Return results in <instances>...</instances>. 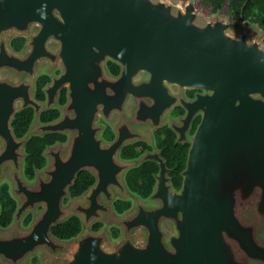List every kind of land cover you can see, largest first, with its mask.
I'll return each mask as SVG.
<instances>
[{
	"label": "water",
	"instance_id": "obj_1",
	"mask_svg": "<svg viewBox=\"0 0 264 264\" xmlns=\"http://www.w3.org/2000/svg\"><path fill=\"white\" fill-rule=\"evenodd\" d=\"M232 19L204 14L196 0H0V180L10 168L19 201L17 226L0 232V264H26L42 251L47 264H264V36L232 32ZM12 35L28 39L14 54ZM119 77L110 76L109 62ZM56 69L36 99L40 68ZM67 89V103L59 96ZM186 91H197L188 100ZM175 107L186 111L171 124L178 142L191 137L180 190L159 151L126 162L128 144L153 142ZM32 108L35 122L17 140L15 117ZM59 108L58 120L42 124V113ZM100 116L116 139L106 143ZM69 135L49 148L48 167L30 184L24 177L30 136ZM159 166L149 201L130 192L125 177L141 163ZM96 183L64 206L83 172ZM104 197V200L101 198ZM134 198L117 216L114 204ZM36 214L29 230L19 227ZM78 217L83 232L60 241L52 229ZM122 230L112 244L107 229Z\"/></svg>",
	"mask_w": 264,
	"mask_h": 264
},
{
	"label": "trees",
	"instance_id": "obj_2",
	"mask_svg": "<svg viewBox=\"0 0 264 264\" xmlns=\"http://www.w3.org/2000/svg\"><path fill=\"white\" fill-rule=\"evenodd\" d=\"M207 4L214 14L220 12L228 6L229 13L235 21H253L264 32V0H202ZM26 40L18 39L13 41V48L21 51L24 48ZM108 70L110 74L117 76L120 68L114 63H109ZM50 82V77L42 75L38 78L36 84V97L39 101H45L44 88ZM67 90L64 89L59 96V106L62 107L67 103ZM193 91L187 93L188 97H194ZM182 114L183 111H180ZM60 110L52 109L44 112L40 116V122L43 124L51 123L60 118ZM34 123V110L28 109L16 116L13 122V128L18 138H24L28 135L29 130ZM200 123L197 119L194 124V130ZM107 141L114 139V133L107 127L103 133ZM158 147L163 151V157L166 159L169 168L172 170L170 175L173 187L180 190L183 184L182 173L186 169L188 159V145L176 144V135L169 129L164 128L156 134ZM67 137L63 134L47 135L45 137L31 136L25 147L24 176L29 181L34 180L38 171L47 166L45 152L48 147L58 143H66ZM149 147L146 144H135L126 147L122 152L124 160H135L139 158ZM159 167L152 162H146L138 167L131 169L126 175V183L130 191L136 196L147 200L153 194L156 186V175ZM95 184V177L89 172H83L71 189V197L82 196L90 187ZM17 208V202L12 198L9 188L3 186L0 188V227L10 226L14 219ZM132 208V201H118L115 204V211L118 215H123ZM32 217L24 219L23 224L29 226ZM103 224L93 226L94 231H99ZM82 231V224L79 218L72 217L66 222L53 228V235L60 240H70L77 237ZM111 234L114 239L120 237V230L116 227L111 228Z\"/></svg>",
	"mask_w": 264,
	"mask_h": 264
},
{
	"label": "flooded vegetation",
	"instance_id": "obj_3",
	"mask_svg": "<svg viewBox=\"0 0 264 264\" xmlns=\"http://www.w3.org/2000/svg\"><path fill=\"white\" fill-rule=\"evenodd\" d=\"M18 39H25L26 40V42H25V45H24V48L21 50V51H17V50H15L14 48H13V46H12V44H13V41L14 40H18ZM27 43H28V39L27 38H25V37H21V36H16V35H12V36H10V38H9V49L14 53V54H17V55H21L26 49H27ZM112 62V61H111ZM111 62H109V63H111ZM109 63L107 64V70H108V65H109ZM113 63V62H112ZM115 64V63H114ZM117 65V64H116ZM47 66V65H46ZM120 68V67H119ZM108 72H109V70H108ZM120 72H121V69H120ZM61 73H62V71L60 70V69H56V70H54L52 73H48V66H47V70H46V73H42L41 74V68H40V75L38 76V78L40 77V76H42V75H46V76H48V77H50V82L46 85V87L49 85V84H51L52 83V80H53V78L54 77H58V76H60L61 75ZM109 74H110V72H109ZM110 76H112V77H119L120 76V73H119V75H117V76H114V75H112V74H110ZM38 78H37V80H38ZM36 84H37V82H36ZM46 87L44 88V90L46 89ZM67 90V89H66ZM189 91H186L185 92V96H186V98L188 99V100H194L195 99V97H196V95L198 94V92L197 91H193V92H195L194 93V97L193 98H190V97H188V95H187V93H188ZM44 94H45V92H44ZM35 96H36V92H35ZM45 96H46V94H45ZM36 99H37V97H36ZM46 99H47V97H46ZM38 100V99H37ZM39 101V100H38ZM40 102H42V103H45L46 102V100L45 101H40ZM30 109H32V108H30ZM55 109H59V108H55ZM50 111V110H49ZM180 111H183V113L181 114L180 113ZM22 113V112H21ZM61 113V112H60ZM43 114V113H42ZM19 115V114H18ZM17 115V116H18ZM61 116V115H60ZM186 116V111L183 109V108H181V107H175V108H173L172 109V111L168 114V116H167V118H166V120H165V122H164V124H163V127L161 128V129H159V130H157L156 132H154L153 133V142L152 143H149V142H135V143H131V144H128V145H126L125 147H124V149L126 148V147H129V146H133V145H135V144H146L148 147H149V149L148 150H146L145 151V153H143L139 158H137V159H135V160H124L123 158H122V152H123V150H122V152H121V159L123 160V161H126V162H134V161H140V159L143 157V156H145L147 153H154V151H159L160 153H161V157L163 158V159H165L164 157H163V151L158 147V144H157V140H156V134L160 131V130H163L164 128H169L175 135H176V140H175V143L176 144H182V145H188L189 146V149H190V143H191V137L195 134V132H196V130H197V128L194 130V124H195V122H196V120L197 119H200V122H201V117H198L194 122H193V124H192V128H191V130L189 131V133H188V143L187 144H184V143H181V142H178V139H179V136H178V134L171 128V124L172 123H174V124H179L180 123V119L181 118H183V117H185ZM16 118V117H15ZM15 120V119H14ZM39 121H40V119H39ZM14 122V121H13ZM34 122H35V112H34ZM41 123V122H40ZM34 124V123H33ZM33 124H32V126H33ZM43 124V123H42ZM200 124V123H199ZM31 126V127H32ZM96 126L98 127V126H101V127H103V131H102V133H101V137L104 139V137H103V133H104V131L106 130V128L107 127H110V129L112 130V132L114 133V139L112 140V141H107V140H105L104 139V141L106 142V143H112L115 139H116V131H115V129H114V126H113V124L112 123H109V122H107L104 118H102L101 116H100V118H99V120H98V122H97V124H96ZM199 126V125H198ZM197 126V127H198ZM12 128H13V124H12ZM31 129V128H30ZM13 131H14V128H13ZM30 131V130H29ZM29 134V133H28ZM14 135H15V137L17 138V140H22V139H24V138H26V137H24V138H18L17 136H16V134H15V132H14ZM34 136H37V135H34ZM66 137H67V142L66 143H58V144H62V145H67L68 144V141H69V135H65ZM31 137V136H30ZM29 137V138H30ZM40 137H45V136H40ZM28 138V139H29ZM57 145V144H56ZM56 145H54V146H50V147H48L47 148V150H46V152H45V157H46V153H47V151H48V149L49 148H52V147H55ZM26 147V146H25ZM1 149H2V144L0 143V151H1ZM188 153H189V151H188ZM26 154V153H25ZM25 157H26V155H25ZM46 160H47V166L45 167V168H47L48 167V164H49V160H48V158L46 157ZM166 160V159H165ZM167 162V161H166ZM24 163H25V161H24ZM152 163H154V162H152ZM142 164H144V163H141V164H139L138 166H140V165H142ZM156 164V163H155ZM157 165V164H156ZM167 165H168V163H167ZM137 166V167H138ZM158 166V165H157ZM159 167V166H158ZM44 168V169H45ZM168 168H169V166H168ZM43 169V170H44ZM170 169V168H169ZM43 170H41V171H38L37 173H36V175H35V178H34V180H32V181H29L28 179H26V177H25V179L30 183V184H34L35 182H36V180H37V174L39 173V172H42ZM171 170V169H170ZM130 171V170H129ZM128 171V172H129ZM87 172V171H86ZM9 173H10V168H7L6 170H5V173H4V176L2 177V179L0 180V188L1 187H3V186H7L8 188H9V191H10V194H11V196H12V198L17 202V208H16V211H15V214H14V219H13V222H12V224L10 225V226H8V227H6V228H3V227H0V232H7V231H11V230H13L16 226H17V221H16V214H17V211H18V208H19V201H18V199L15 197V195H14V193H13V189H14V183H13V181L11 180V178L9 177ZM89 173H91V172H89ZM159 173V172H158ZM171 173H172V170H171ZM23 174H24V167H23ZM92 174V173H91ZM93 175V174H92ZM158 175V174H157ZM156 175V176H157ZM171 175V174H170ZM170 175H169V177H170ZM94 176V175H93ZM95 177V176H94ZM170 179H171V177H170ZM125 181H126V177H125ZM95 183H96V178H95ZM156 183H157V180H156ZM172 183V182H171ZM127 184V183H126ZM95 185V184H94ZM93 185V186H94ZM91 188V187H90ZM89 188V189H90ZM88 189V190H89ZM175 189V188H174ZM87 190V191H88ZM130 190V189H129ZM86 191V192H87ZM85 192V193H86ZM131 192V191H130ZM84 193V194H85ZM132 193V192H131ZM83 194V195H84ZM133 194V193H132ZM82 195V196H83ZM82 196H79V197H76V198H72L71 197V192H70V198L69 199H67V200H65L64 201V206H65V203H70L71 201H73V200H75V199H78V198H81ZM133 196H136L135 194H133ZM138 197V196H137ZM151 197V196H150ZM140 198V197H139ZM102 200H104V197H102L101 198ZM142 199V198H141ZM68 200L70 201V202H68ZM128 200H130V201H132V208L129 210V211H127L126 213H128V212H130L132 209H133V206H134V198H129V199H125V200H118V201H128ZM142 200H144V199H142ZM117 201V202H118ZM144 201H149V199H147V200H144ZM116 202V203H117ZM115 203V204H116ZM115 204H114V210H115ZM66 207V206H65ZM43 210V207H39L38 209H37V211L35 212V213H31V214H28V215H26L21 221H20V223H19V227L21 228V229H23V230H29L30 228H31V226H32V224H33V222H34V217H35V215L36 214H39L41 211ZM115 213H116V211H115ZM126 213H124V214H126ZM123 214V215H124ZM116 215L117 216H122V215H118L117 213H116ZM28 216H31L32 217V222H31V224L29 225V226H25L24 224H23V221H24V219L26 218V217H28ZM78 218V217H77ZM80 219V218H79ZM69 220V219H68ZM67 221V220H66ZM66 221H64V222H66ZM80 221H81V219H80ZM63 222V223H64ZM81 224H82V221H81ZM96 224H98V223H94L92 226H91V230H92V232H94V233H98V232H100L101 230H103V229H105L104 228V225H106V223H100V224H103V227L99 230V231H94L93 230V226L94 225H96ZM113 227H116V228H118L119 230H120V237L118 238V239H114L113 237H112V234H111V229L110 230H108L109 231V233H110V235H111V238H112V244L114 243V242H116V241H118L120 238H121V236H122V230H121V228L120 227H118V226H116V225H114ZM112 227V228H113ZM55 228V227H54ZM83 224H82V231H81V233L83 232ZM53 230V229H52ZM80 233V234H81ZM53 234V233H52ZM79 234V235H80ZM78 235V236H79ZM54 236V235H53ZM77 236V237H78ZM55 237V236H54ZM56 238V237H55ZM76 238V237H75ZM58 239V238H57ZM74 239V238H73ZM73 239H70V240H60V239H58V240H60V241H71V240H73ZM47 264V258H46V256H45V254L42 252V251H38L37 253H35L33 256H31L30 258H29V260L27 261V263L26 264Z\"/></svg>",
	"mask_w": 264,
	"mask_h": 264
},
{
	"label": "rangeland",
	"instance_id": "obj_4",
	"mask_svg": "<svg viewBox=\"0 0 264 264\" xmlns=\"http://www.w3.org/2000/svg\"><path fill=\"white\" fill-rule=\"evenodd\" d=\"M175 1L181 2V3H185L188 0H175ZM196 6L204 14H206V15H214V13L212 12V9L207 4H205L202 0H196ZM220 13H221V16L223 18L232 19L233 21H235L233 19L232 15H230V13H229L228 6H225V8L220 11ZM235 23L236 24H235V26L232 29V32L235 35H239L243 29H248V30H250L252 32V38L256 34H263V36H264V32L253 21L237 20V21H235ZM46 70H47V66L46 65H43L41 67V74L42 73H46ZM68 202H70V201L68 200ZM68 204L69 203H65V206H68ZM113 226H114L113 223H108V224L104 225V228L110 230Z\"/></svg>",
	"mask_w": 264,
	"mask_h": 264
}]
</instances>
